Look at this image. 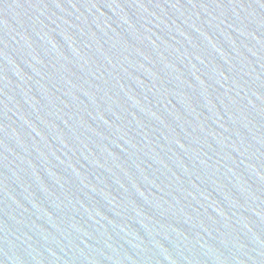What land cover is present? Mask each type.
Here are the masks:
<instances>
[{
	"label": "water",
	"instance_id": "1",
	"mask_svg": "<svg viewBox=\"0 0 264 264\" xmlns=\"http://www.w3.org/2000/svg\"><path fill=\"white\" fill-rule=\"evenodd\" d=\"M0 264H264V0H0Z\"/></svg>",
	"mask_w": 264,
	"mask_h": 264
}]
</instances>
